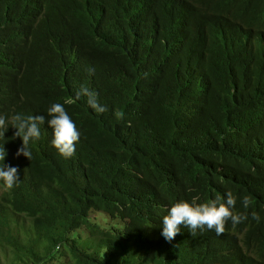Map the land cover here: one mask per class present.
Masks as SVG:
<instances>
[{"label":"trees","instance_id":"trees-1","mask_svg":"<svg viewBox=\"0 0 264 264\" xmlns=\"http://www.w3.org/2000/svg\"><path fill=\"white\" fill-rule=\"evenodd\" d=\"M54 103L81 134L70 158ZM16 113L45 116L30 160ZM0 115L19 173L0 181V264H264V0H0ZM229 191L242 223L163 238L174 203Z\"/></svg>","mask_w":264,"mask_h":264},{"label":"clouds","instance_id":"clouds-1","mask_svg":"<svg viewBox=\"0 0 264 264\" xmlns=\"http://www.w3.org/2000/svg\"><path fill=\"white\" fill-rule=\"evenodd\" d=\"M82 97H88L89 106L96 112L103 113L106 107L100 105L95 100V94L87 88L81 87L75 94L74 99L79 100ZM48 126L52 129L53 147L64 158H70L75 154V145L79 141L80 131L72 118L67 113L64 104L54 103L48 110ZM117 117L122 119L124 113H116ZM45 123L43 115H28L16 113L11 116V127L15 129L14 137H19L22 141L15 155L23 156L30 160L31 151L29 143L38 140L41 135V126ZM9 125L5 116L0 115V138L5 139V132ZM6 149L0 145V161H4ZM0 181L3 182L5 190H11L19 181L17 167L0 165ZM198 197H193L191 202L183 199L174 203L168 210V213L162 219L161 235L166 241H172L175 236L181 232V227L189 229L191 234H195L197 229L214 230L217 235L225 232V226L228 221L233 225L242 223L247 216L243 213L234 212L236 206V197L232 192H227L223 197L217 196L215 199L204 203H197ZM249 198H243L244 207L249 206ZM252 218L259 221L256 213Z\"/></svg>","mask_w":264,"mask_h":264},{"label":"rangeland","instance_id":"rangeland-1","mask_svg":"<svg viewBox=\"0 0 264 264\" xmlns=\"http://www.w3.org/2000/svg\"><path fill=\"white\" fill-rule=\"evenodd\" d=\"M0 193H1V189H0ZM113 215L110 213H105V212H98V211H94L92 213V218L95 220L96 223H98L100 226L108 228V227H112V225H114L115 223H118V221L114 220ZM123 225V222L121 221L120 226ZM118 229H120V227H118ZM83 236H85L83 234ZM58 263L55 264H66L65 260H61L57 258ZM2 264H4V262H2ZM53 264V263H50ZM72 264V263H69Z\"/></svg>","mask_w":264,"mask_h":264}]
</instances>
